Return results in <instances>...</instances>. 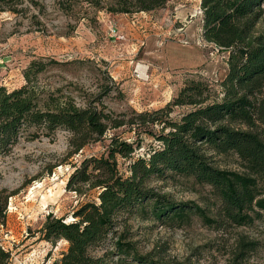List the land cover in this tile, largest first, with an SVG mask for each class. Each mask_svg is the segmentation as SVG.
Returning a JSON list of instances; mask_svg holds the SVG:
<instances>
[{
	"label": "trees",
	"instance_id": "1",
	"mask_svg": "<svg viewBox=\"0 0 264 264\" xmlns=\"http://www.w3.org/2000/svg\"><path fill=\"white\" fill-rule=\"evenodd\" d=\"M169 1L87 0L114 14L151 12ZM30 7L39 8L40 0H0V13L26 15ZM200 8L202 38L227 53L220 99L211 101L209 84L191 79L160 109L116 113L102 100L122 95L115 84L96 95L83 91L80 103L62 88L39 90L34 79L46 68L42 61L26 69L22 87L10 91L0 85V157L22 138H51L59 130L70 135L69 156L109 138L101 154L75 165L66 185L79 196L95 190L96 198L81 204L71 222L49 214L39 231L42 240L68 244L52 264H183L143 252L132 222L179 228L195 217L234 239L226 264H250L259 241L232 232L264 217V32L257 28L264 0H201ZM184 106L191 109L171 117L175 107ZM145 136L157 145L138 154ZM222 159L240 169L222 167ZM158 182L208 189L204 199L211 206L177 201ZM10 196L0 188V226L6 224ZM11 256L0 243V264H10Z\"/></svg>",
	"mask_w": 264,
	"mask_h": 264
},
{
	"label": "rangeland",
	"instance_id": "2",
	"mask_svg": "<svg viewBox=\"0 0 264 264\" xmlns=\"http://www.w3.org/2000/svg\"><path fill=\"white\" fill-rule=\"evenodd\" d=\"M58 1L66 8L71 5V10L62 9ZM200 2L170 0L151 12L114 14L104 7L95 8L87 0H40V7H30L26 15L2 12L0 53L6 63L0 68V85L10 91L22 87L27 82L26 69L32 62L42 61L46 68L34 79L39 90L62 88L80 103L83 91L96 95L103 86L115 84L122 95L112 93L102 100L116 113L160 109L191 79L209 84L211 101L220 99L227 53L209 56L202 41ZM114 25L124 36L119 41L111 36ZM257 28L264 32V15ZM138 64L147 68L143 75ZM190 109L175 107L171 117L178 119ZM69 137L68 132L59 130L51 138H22L9 155L0 157V188L11 195L6 224L0 226V243L12 254L10 264H52L59 259L68 244L42 240L39 231L46 217L52 214L71 222L73 212L97 196L95 190L79 196L67 191L66 185L75 165L84 157L101 154L109 138L69 156ZM151 144L155 142L145 136L143 149L137 153H146ZM120 163L124 171L125 164ZM221 165L240 169L230 160L222 159ZM155 185L177 201L211 206L204 199L210 196L208 189L196 192L171 182ZM132 225L143 252L154 251L165 260L183 264H226L234 241L196 217L179 228L136 220ZM236 233L259 241L249 263L264 264V217L232 232Z\"/></svg>",
	"mask_w": 264,
	"mask_h": 264
},
{
	"label": "built area",
	"instance_id": "3",
	"mask_svg": "<svg viewBox=\"0 0 264 264\" xmlns=\"http://www.w3.org/2000/svg\"><path fill=\"white\" fill-rule=\"evenodd\" d=\"M111 33H112L111 36L115 37V39L118 41L124 38V36L118 31L116 25L112 26ZM202 41H203V43H205V45H207L209 56L211 58L219 57L224 52L223 49L221 47H219L218 45L213 44V43H208L203 38H202ZM5 63H6L5 59L2 57V55L0 53V68H3L5 66Z\"/></svg>",
	"mask_w": 264,
	"mask_h": 264
},
{
	"label": "bare ground",
	"instance_id": "4",
	"mask_svg": "<svg viewBox=\"0 0 264 264\" xmlns=\"http://www.w3.org/2000/svg\"><path fill=\"white\" fill-rule=\"evenodd\" d=\"M146 69L147 68L141 64L137 65V70L140 72V75H143L145 73Z\"/></svg>",
	"mask_w": 264,
	"mask_h": 264
}]
</instances>
